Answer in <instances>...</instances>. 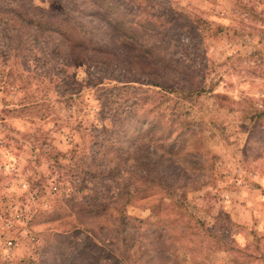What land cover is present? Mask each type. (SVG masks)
Wrapping results in <instances>:
<instances>
[{"label":"rangeland","instance_id":"1","mask_svg":"<svg viewBox=\"0 0 264 264\" xmlns=\"http://www.w3.org/2000/svg\"><path fill=\"white\" fill-rule=\"evenodd\" d=\"M54 1L0 0V264H264V115L242 119L264 112V0H127L120 32L92 0ZM164 69L210 90L177 101ZM117 115L107 178L88 138Z\"/></svg>","mask_w":264,"mask_h":264},{"label":"trees","instance_id":"2","mask_svg":"<svg viewBox=\"0 0 264 264\" xmlns=\"http://www.w3.org/2000/svg\"><path fill=\"white\" fill-rule=\"evenodd\" d=\"M53 3H54L53 4L54 7L58 8L57 10L61 14H67V10L60 4V2L58 0L54 1ZM91 5H93L95 7L96 11L99 13L101 20L103 22H105L106 24H108L109 27L113 30L120 32V29H123V28H121V25H124L127 23H129L130 25L132 23L136 24V22H133L134 17H135V12H133V6L134 5L132 2H127V0H92ZM239 7L240 8H239V11L237 12V15L239 16V18L241 20H243V17L245 19H247V18H249L250 15H252L253 9L251 7H249L248 5L239 4ZM73 12L75 13V10H73ZM191 20H193L194 23L192 22V24L189 26V30L191 32H194V30H192V27L193 26H196V28L198 27L197 32L200 33V35L203 37V39L205 37H214L215 35H222V36H225V38L228 39L229 41L235 42V40L237 38L241 39V38L247 36L246 32L244 30V28H245L244 26L235 27L233 29L222 28V27L217 26L214 28L213 32H210L209 31L210 25H208L207 23H204L203 21L200 22L195 18H192ZM133 24L131 26H133ZM138 25L141 27V30H142V32H139V34L141 33V34H144L146 36H149L150 33L148 32L149 28L147 27V25L137 21L136 28L138 27ZM163 31L166 32L167 30H163ZM261 34H263V32H261ZM129 36H131V35H129ZM131 40L136 41L135 37H133ZM185 59H186V56L183 55V53H180L176 56L174 61L172 60V62L182 64V63H184ZM186 71H189V70L188 69H182V70L178 71L177 74L179 73L181 76H183V74H186ZM177 74H176V76H174L173 72L168 71L167 69H164L162 72V75L167 76L169 79H172V82L169 84H167L168 82H165L161 87L156 86V85H153V86L159 87L160 90H162V92H164L165 94L174 93L175 99H177V101L189 99L190 96L192 98L193 96H196L199 92L205 91L206 89L209 92L210 89L207 87L205 88L203 86H193V84H191V83L184 82L181 78H179L177 76ZM173 77H174V79H173ZM164 78H166V77H164ZM126 89H128V88H125V90ZM129 89H130V91L133 90V92L136 90H140V89H136V88H129ZM137 95L138 94H136V93H130L129 97L133 98L134 102H132L133 100L132 101L130 100V102L128 101L130 106H127L125 110H130L132 108L136 109V106H137L138 101H139L137 99V97H138ZM139 97H140V95H139ZM215 97H219V96H215ZM247 113L248 112H246V114H245L246 116H243V118H242L243 121H247V122H245L246 123L245 125H248L247 127L253 126L255 119H258L262 115H264V112L254 113V114H247ZM123 114L126 116V114H130V112L125 111V112H123ZM123 118L124 117L117 115L115 120H112V121L110 120L112 123L110 122L108 130L105 129L101 125V127L99 128L97 133H95L94 131H92V132L90 131L89 138L87 135L90 146H94L96 148V155L95 156H97L99 153L103 152L105 149L108 150V148L110 151H112V155L115 159V162H114L113 167L109 168L107 170V174H106V175H108L107 178H111L113 172H118L120 169H122L124 167V161L121 159L122 156L118 152V149L119 150L121 149V151H123V150L117 144V139L119 138L120 134L123 132V127L121 124V120ZM175 121H176V126L172 131L167 130L165 132L164 129L159 130L161 133V137L159 139L161 140V143H163L162 146L165 147L164 148L165 150H170V149L175 148L174 146L179 145L183 140V135H184V132L186 130V126H185V124H183V122H181V120L177 121V119H176ZM164 133H165V135H164ZM171 133H174V136H172L169 139V137H170L169 135ZM96 134H99V135H96ZM81 136H84V134H82ZM106 154H108V153H106ZM93 156H94V153H93Z\"/></svg>","mask_w":264,"mask_h":264}]
</instances>
